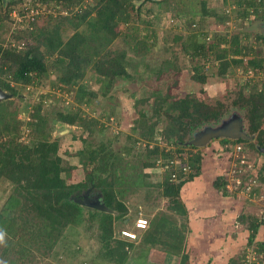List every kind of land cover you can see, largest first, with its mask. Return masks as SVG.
<instances>
[{"label":"trees","instance_id":"obj_1","mask_svg":"<svg viewBox=\"0 0 264 264\" xmlns=\"http://www.w3.org/2000/svg\"><path fill=\"white\" fill-rule=\"evenodd\" d=\"M12 1L11 4H18L21 0ZM51 2H54V9L62 10L59 16L54 18L52 14H41L31 23L32 29L23 27V31L13 33L16 36L14 41L19 45L24 41L28 44L29 41L28 48L19 49L14 41L6 47L0 45V89L13 94V97L20 96L19 87L38 86L42 79L54 72L62 91H70L79 86L81 103L86 96L87 103L91 97L96 96L85 85H80L89 69L106 82L108 88L116 80L134 79L128 72L133 65L129 56L148 54L155 47L153 39L156 38V33L152 28L153 24L142 20L144 13H152V9L147 8V2L158 6L167 3L170 6L169 0H32L28 5H48ZM233 2V9L238 13L235 18L247 22L254 17L264 23V0ZM3 4V0H0V34L12 12L9 6L5 11L1 10ZM200 7V13L191 12V15L186 12L182 17L179 16V22L189 31L182 45L183 51L196 62L192 79L206 85L210 78L206 70L212 66L217 68L219 76L224 77L233 63L246 64V70L264 77V56L256 54L254 43L247 42L248 34L239 33L228 37L218 28L219 22L225 28L230 25V11L227 14L226 10L220 16L216 8L209 7L208 0H201ZM133 14L138 16L137 22L134 21ZM212 24L218 27L215 28ZM122 25L124 28L120 29ZM118 38L122 39L125 48L112 50L111 45ZM179 39L182 40L180 37ZM253 40L256 46L264 44V33L257 34ZM173 69L178 70L175 67ZM159 74L162 72L159 71ZM240 92L233 107L245 114L249 133L251 136L256 135L258 145L264 147V83L261 87H246ZM155 96L157 102L154 115L158 119L153 122L149 111L137 108L138 118L134 131H140V138L134 139L135 144L126 148L127 153L132 154L140 139L146 142L141 166L136 165L140 171H134L138 175L126 176L128 165L123 166L125 154L112 151L102 143L97 148L88 146L77 152L84 175L80 182L73 184H68L63 173L76 169L77 165L68 168L63 165L59 143L51 141L49 132L44 129L48 119L41 109L35 108L30 120L32 136L37 140L24 144L20 141L21 122L17 119L18 113L11 108L13 100L0 102V184L10 182L15 187L13 195L0 212V234L5 240L4 254L0 258L5 260L4 256H8L7 253L15 248L17 252L19 246L18 253L23 257H30L35 252L42 253L41 251L44 256L51 255L66 229L81 227L88 220L90 226L97 223V238L102 244L99 257L109 264H127L131 251L139 241L144 247L178 256L179 264H189L192 258L185 248L186 226L179 225L176 218L164 213L155 216L146 230L139 231L141 236L136 241L119 238L116 223H124L128 219L129 207L124 197L135 193L134 189L147 186L154 187L163 198L169 199V211L180 219H188L187 207L181 199L183 189L187 184L201 179L209 167L202 152L188 154L186 148L189 146L185 144L195 132L221 122L230 108H225L221 101L214 105L208 104L193 94L181 98L162 96L159 93ZM241 112L238 113L241 115ZM162 120L164 123L166 120L165 127L157 128ZM58 121L73 126H86V120L78 113L59 112ZM91 128L89 125L86 127L92 133ZM161 140L178 148L177 154L161 148ZM244 142L248 143L247 140H221V152L228 162H233V146ZM251 146L254 147L252 144ZM185 154L187 160L184 159ZM176 160L179 165L172 164ZM160 164L167 167L164 180L155 185L147 184L149 174L144 170L156 168ZM184 166H190L191 173L184 181H173V174H177L179 178L184 177ZM216 171L214 175L208 173L213 181L211 189L224 197H236L237 193L227 187V171ZM250 176L264 182V157L262 164L257 163ZM137 177L140 181L136 180ZM248 178L244 181H248ZM85 195L97 197V200L114 212L79 204L78 200L85 199ZM246 202H243V206ZM241 211L239 210V222L245 225L248 232L243 238H246L245 248L251 247L257 251L259 262L253 264H264V238L261 239L264 235V216ZM7 234L11 235L8 237ZM242 242H236L234 249L238 250ZM22 243L27 247H22ZM244 262L246 263V256L241 255L236 260L229 258L228 264Z\"/></svg>","mask_w":264,"mask_h":264},{"label":"rangeland","instance_id":"obj_2","mask_svg":"<svg viewBox=\"0 0 264 264\" xmlns=\"http://www.w3.org/2000/svg\"><path fill=\"white\" fill-rule=\"evenodd\" d=\"M31 1L32 0H21L18 4H15L16 2L11 4L13 1L7 0L3 4L1 10L5 11L8 6V8H12V11L14 9H20V7L24 8V6L30 4ZM169 1L170 6H168L167 3L158 6L151 2H147V8L152 9V13H144L142 20L153 24L152 28L156 33V38L153 39L155 47L148 54L141 56H135L130 53L129 60L132 61L133 65L129 67L128 72L133 75L134 79L116 80L113 86L108 88V84L103 82L92 69H89L80 85H85L89 91L95 92L96 96L91 97L88 103L86 102L88 96H86L85 101L81 103L78 96L79 86L74 87L70 91H62L58 85V76L54 74L56 73L54 72L50 74L48 78L42 79L38 86L19 87L18 91L20 96L10 99L13 100L11 108H13L15 112L17 111V119L21 122L20 141L24 144H31L32 141L36 142L37 140L33 137L34 135L32 136L33 131L30 127L31 114L35 108H40L42 114L47 116L48 122L44 129L49 132L51 141H57L59 143V154L64 160L63 165L66 168L71 165H77L75 166L76 169L63 173V177L68 184L77 183L83 179V167L80 166L79 159L76 155L77 152L88 146L97 148L102 143L108 145L112 151L125 154V157H123V163L125 164L123 166L128 165L127 172L125 173L126 176L132 177L138 175L134 173V171H140L139 168L137 169L136 165L141 166L140 161L145 153L146 142L140 139V143L137 146H140V148H134L132 154L127 153L126 148H128L129 145L132 146L135 144L134 139L140 138V131H134L136 119L138 118L137 108H143L149 111V116L151 118L153 117V122L158 119L156 115H154L157 102L156 93L162 96L169 95L174 98H181L193 94L202 101L212 105L217 101H221L225 104V108H230L223 117V119H225L230 117L234 112H241L239 109L233 107V102L241 93L240 91L245 90L246 87H261L264 83L262 74H255L253 71L246 70V64L236 65L235 63L228 69L224 77L219 76L217 68L211 66V68L206 70V73H209L210 76L208 83L202 85L195 82L192 76L194 74L193 66L196 65V62L193 61L188 54H185L182 46L189 35V31L187 28H183L184 25L179 22V16L182 17L183 14L187 13L191 15L196 12L200 13L201 0H179L178 3L177 0ZM208 3L210 8H216V12L220 16H223L224 11H230L232 16L230 25L225 28L222 22H219L220 27L217 26L220 30L224 31L223 33L226 36L229 37L239 33L248 34L247 42L249 44L254 43L256 54L264 56V44L256 46V42L253 40L257 34L264 33V23H262L261 20L252 17L247 22H242L241 19L235 18L237 12L233 9V0H208ZM43 5V14L45 15L52 14L55 18L62 12V10L58 11L53 8L54 2ZM133 15L134 21L137 22L138 16L135 14ZM141 26L146 28L143 24ZM19 27L20 25L16 24V20H12V17L9 16V20L5 23V29L0 34V45L6 47L9 43H12L14 39H16V36L14 37L13 35L16 32L19 33V31H23L22 28ZM22 27L26 26L22 25ZM217 27L215 26V28ZM123 28L124 25L120 27V29ZM179 37L182 38V40H180ZM14 44L19 46L15 41ZM22 44H24V49L29 47V41L28 44L25 41ZM123 48H125V45L120 38L111 45L112 50ZM174 67L179 70L178 74V70H174ZM159 71H161L162 74H159ZM104 92L107 94L105 95ZM59 112L80 114L86 120V126H73L58 121ZM243 114H241L242 117L245 116V114ZM88 125L92 127V133L86 129ZM165 125L166 120L165 123L162 120L157 128H164ZM244 127L249 136H251L248 130V121L245 117ZM253 137L254 139L252 141H248V143L244 142L243 145L246 149L245 154L249 157L248 162L255 163L257 166V163L258 165L262 164L264 154L263 156L261 155L260 148L262 147L258 145L256 135H253ZM192 138L191 136L188 141H191ZM251 144L254 145V147H252ZM159 145L167 152H172L174 154L178 152V148L166 144L162 140L159 142ZM151 146H154V144ZM220 146H222L221 140H214L207 147L196 150H192L189 147L186 148V152H188V154H195L199 151L202 152L206 165L210 168L209 170L212 171L208 172L209 170H206L209 174H216L215 172H217V169H219V172L222 171V169L226 170L227 174L229 172L228 170L233 168V162H228L227 158L223 156L221 152L223 150H221ZM185 155L187 156V154ZM237 167L239 166L237 165ZM166 169L167 167L164 168L162 164L156 168L145 169L144 172L149 174L146 179L147 184L155 185L163 181ZM209 174L207 178L210 176ZM137 179L138 177L136 180ZM137 181H140V179ZM211 182L212 179H210V182H207V179H205L201 184L207 186V188L211 190ZM14 188L15 187L10 182H3L0 184V212L8 199L13 195ZM134 192L135 193L128 194V196L124 197L129 207L127 216L128 222H117V230H120L122 227L124 228L126 225L127 227H132L136 219L141 216L152 221L155 216L164 213L167 214L168 217L176 218L179 225L183 224L186 226L184 229V232L187 233L185 238L186 252L190 251V248L200 250L197 248L201 246L207 247L209 243L210 246L213 243L215 244L216 233L213 231L217 226L215 222H207L211 225L210 233H205L206 231L209 232L208 229L206 231L202 229L199 235L201 237H197L199 240L200 238L206 239L189 241L187 240L188 235L192 231L189 227L190 221L185 218L180 219V217L169 211V199L163 198L154 187H142L140 189H134ZM184 194L187 198H190L191 190L188 189ZM199 195H201V200L199 201L198 208L208 209L207 207L213 206L214 202L209 201V198L213 201L210 192L204 191L203 194H200L199 191ZM236 196L242 197L243 195H238L237 193ZM243 209L246 214H259L261 211V207L258 205L248 203L242 210ZM236 210V214L239 216V208ZM90 225L91 223L85 220L81 227H69L66 229L51 255L44 256L42 255L43 251H41L42 253L35 252V254L31 253L30 257H23L18 253L20 250L19 246L17 252L16 248L9 251L7 253L8 256H4L6 258L5 260L4 258H0V264H109L106 260L99 257L102 244L97 238L99 233L97 223L92 226ZM241 225L242 224L239 223L236 224L235 228L232 227L236 230V233L232 235L234 240L242 233L243 227ZM10 235L11 234H7L8 237ZM195 235L197 236L198 234L193 233L194 237ZM263 238L264 235L261 236V239ZM240 241L243 242L238 250L231 251L232 249L228 248V254H233V257L230 258L236 260L241 255H244L246 256V263L244 262V264L258 263L257 251H254L251 247L248 249L245 248L247 244L245 242L246 238L244 240L242 238ZM21 246L27 247L23 243ZM4 247L5 240L2 234H0V257L4 254ZM154 250L163 252L160 249ZM154 250L140 245L139 241L131 251L127 264H165V261L160 260V262L155 258L152 262L153 256L151 254L155 253ZM205 263L206 261L204 258L198 261H193L191 259L189 262V264Z\"/></svg>","mask_w":264,"mask_h":264},{"label":"crops","instance_id":"obj_3","mask_svg":"<svg viewBox=\"0 0 264 264\" xmlns=\"http://www.w3.org/2000/svg\"><path fill=\"white\" fill-rule=\"evenodd\" d=\"M206 170H209V168ZM207 175H208V172H206L201 179H197L195 183L187 184L183 189L181 199L183 200L188 210V221H190L189 227L193 231V233L198 234L197 236L195 235L194 237L191 231V233L188 235L187 240L189 241L199 240L197 237H201L199 235L202 229L203 231L204 230L206 231L208 229L209 232L206 231L205 233H210L211 225H209L208 223L215 222V225L217 226L215 230L213 229V231L216 233L215 234L216 241H215V244L213 243L211 246L209 243L207 244V247L201 246L200 248H197L200 250L190 248L189 252L191 254V258L193 261H198L204 258L206 261L205 264H208V262H210V264H228L230 256L233 255V254L231 255L228 254V248L232 249L231 251H234L235 250L234 248L236 247L235 245L236 242H240V239L246 237L248 233L245 229V225L242 224L241 225L243 227L242 233L236 237V240H234V237L232 236L234 233H236V230H234V228L236 227V224L240 223L239 218L236 214L237 213L236 209L239 208V210L241 211L242 208H245L247 206V203L250 204V202L249 200L246 202L245 196H242V197L232 196L231 197L229 195V196L224 197L221 194L218 195L216 193L217 192L216 190L208 189L207 186L201 184V182H204L205 179H207V182H210V178H209L210 176L207 178ZM211 183H212L211 187L213 188V181ZM188 189L191 190L190 198H187L184 194ZM199 191H200V194H203L204 191L211 193L213 201H211L210 198H209V201L214 202L213 206L207 207L208 209L198 208L199 201L201 200V195H199ZM243 202H246L244 203V206H243ZM241 212L243 213L244 209ZM238 213L240 212L238 211ZM126 222H128V220ZM134 223L132 227H127V225L124 228L122 227L120 230H117V233L119 234L121 230L134 229ZM138 232L139 231H137V234L139 235V238H140L141 234L140 232L139 233ZM202 239H206V238H200V240ZM124 241H127V240H124ZM154 252L155 253L151 254L153 256L152 262L154 261V258H155L159 261L160 260L165 261L164 262L165 264H179L180 263V258L178 256H175L169 253H164L161 251L159 252L157 250H154ZM212 258L213 260H211Z\"/></svg>","mask_w":264,"mask_h":264},{"label":"built area","instance_id":"obj_4","mask_svg":"<svg viewBox=\"0 0 264 264\" xmlns=\"http://www.w3.org/2000/svg\"><path fill=\"white\" fill-rule=\"evenodd\" d=\"M26 5L24 8L20 7V9H14L11 13V17L16 20L17 25H20L19 28H23L22 25H25V28L32 29V27H30L31 23L34 22L38 16L43 14L44 7L40 3L35 4V6L28 4ZM228 13L229 11H227V14ZM18 47L19 49H22L24 48V44H20ZM245 151L246 149L243 144H236L233 146V168H231L225 175L229 182L227 187L230 191H234L238 193V195L242 194L246 197V199L249 200V202L261 207L259 214L262 216L264 215V182L260 181V179L254 176H250V174L254 172L256 164L248 162L249 157L245 154ZM184 159L187 160L186 155L184 156ZM172 164L179 165V161H172ZM237 165L239 167H237ZM182 171L184 177L179 178L177 174H173V181H184L188 174L191 173V168L190 166H184ZM245 178H248V181L245 182ZM148 227L149 221L141 216L140 218L136 219L134 223V229L121 230L119 232V238L129 241H136L139 239L137 231L146 230Z\"/></svg>","mask_w":264,"mask_h":264},{"label":"water","instance_id":"obj_5","mask_svg":"<svg viewBox=\"0 0 264 264\" xmlns=\"http://www.w3.org/2000/svg\"><path fill=\"white\" fill-rule=\"evenodd\" d=\"M6 1L7 0H3L4 3ZM13 96V94L0 89V102L10 100ZM192 137V140L188 141L185 145L195 148L207 147L214 140L229 139L233 141H252L254 139L253 136H249L246 132L244 127V117H242L238 112L232 113L230 117L223 119L217 124L204 127L203 129L195 132ZM260 152L264 154V147L260 148ZM78 202L81 205L100 211L114 212L111 209H108L104 203L97 199L92 201L89 198H85L83 200H78Z\"/></svg>","mask_w":264,"mask_h":264},{"label":"flooded vegetation","instance_id":"obj_6","mask_svg":"<svg viewBox=\"0 0 264 264\" xmlns=\"http://www.w3.org/2000/svg\"><path fill=\"white\" fill-rule=\"evenodd\" d=\"M84 197H86V198H90L92 201H94V200H96L97 199V197H89V196H87V195H85Z\"/></svg>","mask_w":264,"mask_h":264}]
</instances>
